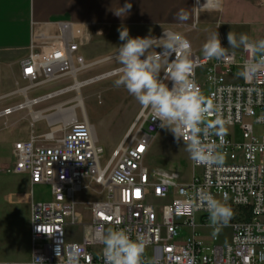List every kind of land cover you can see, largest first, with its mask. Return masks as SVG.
<instances>
[{
    "label": "built area",
    "instance_id": "obj_1",
    "mask_svg": "<svg viewBox=\"0 0 264 264\" xmlns=\"http://www.w3.org/2000/svg\"><path fill=\"white\" fill-rule=\"evenodd\" d=\"M209 1L199 0L198 4ZM89 29L62 22L53 35L32 33L28 53L20 61L21 77L28 81V88H40L67 76L74 80L33 102L103 76L77 79V74L101 62H87L80 53L90 40ZM174 58L175 54L169 59ZM257 58L242 48L241 52L225 50L219 59H208L191 45L190 59L196 65L191 78L212 104L205 122L213 127L205 142L216 146L221 161L210 166L192 161L193 172L187 182H179L176 174H152L144 164L154 138L163 129L145 109L104 165V146L89 120L76 114L62 136L55 131L32 132L28 139L15 142L14 162L4 170L28 174L32 185H49L52 198L30 203V258L0 264H32L33 253L43 257L44 264H68L73 252L79 253L78 264H104V245L98 233L110 227L127 228L132 239L140 236L146 242L142 264H264V70L250 81L238 75L246 62ZM229 75L236 79L228 81ZM163 76L164 72L161 79ZM164 82L171 88V81ZM28 101L1 110L0 117L28 107ZM55 113L62 117L68 112L58 108ZM236 126L240 140L234 131L219 129ZM87 178L103 186L106 197L91 203L90 219L85 223L76 216L75 193ZM203 193L223 204L250 206L251 220L210 224ZM153 199L166 202L156 204ZM78 225H85L86 232L81 240H72L68 230ZM208 225L212 229L209 239L200 230ZM224 228H229L228 235Z\"/></svg>",
    "mask_w": 264,
    "mask_h": 264
},
{
    "label": "rangeland",
    "instance_id": "obj_2",
    "mask_svg": "<svg viewBox=\"0 0 264 264\" xmlns=\"http://www.w3.org/2000/svg\"><path fill=\"white\" fill-rule=\"evenodd\" d=\"M237 11H241L238 10ZM227 22L204 23L197 21L194 29H192L187 37L193 39L194 42L203 47V44L215 31L218 32L222 47L225 50L234 49L230 47L227 40V34L232 27ZM126 27L129 30L131 37H142L139 35L141 27L134 24V22H125L122 19L111 23L105 28H90V40L87 45L80 48V53L85 57L87 62L95 59H108L102 64H96L89 67L86 71L80 72L77 78L80 81L89 79L93 76L103 75L100 78L93 80L87 84L82 85L79 90L72 89L63 94L48 98L42 102L34 103L31 107H26L20 110L27 128L32 130L35 134H44L50 131H55L58 136H62L66 131L65 126L69 121L66 119L70 116V106H75V114L81 119L82 117L89 119L90 123L95 125L96 133L99 137V143L104 146L105 152L101 157V163L104 165L111 155L113 149L119 144L124 134L131 126L132 122L143 109L139 102L123 87H117L115 80L118 78L120 65L116 60V54L119 45L124 43L119 39L118 28ZM233 33V32H232ZM239 41L240 35L233 33ZM238 48V47H236ZM235 48V49H236ZM157 52L162 49L157 48ZM234 51V50H232ZM200 55H204L202 49L199 51ZM162 61V72L165 68ZM10 78L12 77L9 73ZM236 79L235 76L229 75L228 81ZM18 82L23 88H26L29 83L20 76ZM74 80L71 76L62 78L61 80L44 85L40 88H34L31 91L30 100L34 99L35 94H48L54 89L63 86L71 85ZM21 98L24 95H20ZM81 99L82 104L77 102ZM5 106L6 101H2ZM60 108L67 110V114L60 117L58 113H54ZM66 109V110H65ZM1 111V110H0ZM33 112L40 113L39 119H34ZM58 115V116H57ZM58 119H61L57 121ZM62 119H66L64 123ZM5 117L0 118V129L6 128L4 121ZM2 123V124H1ZM221 131H234L237 140H240L241 134L239 126L234 128L221 127ZM263 128H257L261 131ZM94 131V129H93ZM144 164L148 167L152 174L167 173L176 174L179 182H187L191 179L193 172L192 160L189 152L186 150V142L175 139L172 132L163 128L160 133L154 138L148 153L145 156ZM1 171V169H0ZM20 176L22 174H15ZM14 174H4L0 179V262L10 263L14 262L12 258L16 256H23L27 254L28 236L30 230V218L27 207H16L12 212L4 205V196L10 190L13 181H15ZM8 180V181H7ZM33 191L35 196L42 200H47L50 196L49 185H37L34 188H27ZM106 197L103 186L97 184L90 178L84 179L82 182V189L75 193V212L79 222H89L90 219V205L94 201L103 200ZM156 204H162L166 200H151ZM211 224V222H210ZM86 226L78 225L75 228H70L68 237L74 240H80L85 233ZM200 230L204 236L209 239L211 234V225L201 227ZM226 235L229 234V228L223 229Z\"/></svg>",
    "mask_w": 264,
    "mask_h": 264
},
{
    "label": "crops",
    "instance_id": "obj_3",
    "mask_svg": "<svg viewBox=\"0 0 264 264\" xmlns=\"http://www.w3.org/2000/svg\"><path fill=\"white\" fill-rule=\"evenodd\" d=\"M125 3L132 4L128 13L122 10ZM181 9L188 13L189 18L185 21L177 19L176 14ZM120 19L141 27L139 35L142 37L149 34L161 37L163 31L178 32L190 41L192 48L198 53L202 47L187 37L197 21L227 22L233 25V33L246 34L250 42L264 39V0H210L201 5L197 0H0V110L23 103L32 96L33 89L28 88L29 85L23 88L18 77L21 74L20 61L28 53L33 32L53 35L57 24L62 22H72L88 28H105ZM242 48L240 46L231 51L241 52ZM97 60H101L99 64L109 61L105 58ZM81 86L80 83L79 88ZM20 95L24 97L21 98ZM39 96L42 94L33 95L34 98ZM79 100L81 105L82 101ZM2 101H6L3 108ZM34 103L28 101V107ZM66 109H70V116L67 115L66 119L70 117L72 120L75 106ZM20 110L3 116L6 118V128L0 129V179L4 174H13L6 172L4 168L14 162V143L28 139L32 133ZM60 110L64 111V108ZM32 114L34 119L41 117L40 113L32 111ZM66 119L62 121L66 123ZM93 129L99 142L95 125ZM15 176V181L4 196V205L6 203L5 207L12 212L18 206L27 207L30 218L31 201H49L52 195L47 200L38 198L33 191L27 189L37 186L31 184L28 174ZM30 255L29 231L27 254L16 256L12 260L26 261Z\"/></svg>",
    "mask_w": 264,
    "mask_h": 264
},
{
    "label": "clouds",
    "instance_id": "obj_4",
    "mask_svg": "<svg viewBox=\"0 0 264 264\" xmlns=\"http://www.w3.org/2000/svg\"><path fill=\"white\" fill-rule=\"evenodd\" d=\"M131 8V3H125L122 10L128 13ZM176 16L181 21L189 18L184 9ZM117 31L119 39L124 43L119 45L115 57L120 65L115 85L123 86L143 109L151 113L154 121H160L161 128L172 132L175 139H183L190 159L196 165L210 166L219 163L221 158L215 154L216 146L205 142L213 127L205 122L212 104L191 78L196 65L190 59V41L182 34L172 31H163L161 37L151 34L145 37H131L126 27L118 28ZM227 40L230 47L243 46L254 57H258L244 64L238 73L240 77L250 81L259 71L264 70V39L250 42L246 34H241L237 41L230 31ZM157 48L162 51L157 52ZM202 51L208 59H219L224 55L225 47H222L217 31L203 44ZM173 54L175 58L170 61L169 58ZM162 61L166 65L163 79L160 76ZM164 81H171V88ZM200 195L202 202L206 203L211 224H226L233 215L232 209L210 193ZM98 238L104 245V264H142L146 242L140 236L132 239L127 228L110 227L105 232L98 233ZM32 257V264H44L43 257L35 253ZM78 257V252L70 254L68 264H78Z\"/></svg>",
    "mask_w": 264,
    "mask_h": 264
},
{
    "label": "trees",
    "instance_id": "obj_5",
    "mask_svg": "<svg viewBox=\"0 0 264 264\" xmlns=\"http://www.w3.org/2000/svg\"><path fill=\"white\" fill-rule=\"evenodd\" d=\"M232 209L233 215L228 220L227 223L238 220H251L252 209L250 206H233L231 204H226Z\"/></svg>",
    "mask_w": 264,
    "mask_h": 264
},
{
    "label": "bare ground",
    "instance_id": "obj_6",
    "mask_svg": "<svg viewBox=\"0 0 264 264\" xmlns=\"http://www.w3.org/2000/svg\"><path fill=\"white\" fill-rule=\"evenodd\" d=\"M206 5H207V4H206ZM81 85H82V84H81ZM75 88L78 89V88H79V84H76V85H75ZM30 101H33V100H30ZM36 116H37V115H36ZM73 116H74V115H73ZM67 124H68V123H67Z\"/></svg>",
    "mask_w": 264,
    "mask_h": 264
},
{
    "label": "snow or ice",
    "instance_id": "obj_7",
    "mask_svg": "<svg viewBox=\"0 0 264 264\" xmlns=\"http://www.w3.org/2000/svg\"><path fill=\"white\" fill-rule=\"evenodd\" d=\"M27 71H28V72H31L32 70H31V69H28Z\"/></svg>",
    "mask_w": 264,
    "mask_h": 264
}]
</instances>
